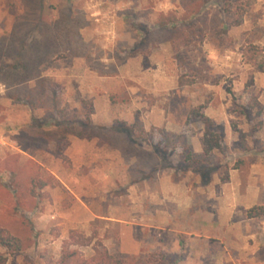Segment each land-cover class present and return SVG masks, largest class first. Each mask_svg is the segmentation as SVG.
Returning a JSON list of instances; mask_svg holds the SVG:
<instances>
[{
	"label": "rangeland",
	"instance_id": "1",
	"mask_svg": "<svg viewBox=\"0 0 264 264\" xmlns=\"http://www.w3.org/2000/svg\"><path fill=\"white\" fill-rule=\"evenodd\" d=\"M68 29L77 38L62 37ZM44 35L59 39L44 43ZM19 58L28 68H13ZM258 66L264 0H0V229L23 244L15 254L0 247L4 264H59L71 230L92 237L88 246L71 247L85 258L95 241L127 264L177 257L159 248L120 252V224L141 221L159 203L174 205L175 196L159 198L163 177L194 189L196 178L204 184L199 171L209 169L210 182L231 168L245 170L255 155L264 158ZM36 74L39 85L26 80ZM50 90L63 115L104 127L137 120L149 143L121 135L47 140L52 126L36 128L32 118L49 119ZM194 108L219 136L220 149L205 158L195 156L205 128L190 114ZM186 155L205 170L181 171ZM35 175L46 182L37 197L30 194ZM85 206L122 222L84 223Z\"/></svg>",
	"mask_w": 264,
	"mask_h": 264
},
{
	"label": "crops",
	"instance_id": "2",
	"mask_svg": "<svg viewBox=\"0 0 264 264\" xmlns=\"http://www.w3.org/2000/svg\"><path fill=\"white\" fill-rule=\"evenodd\" d=\"M245 167L214 174L201 185L196 178L194 189L163 177L159 198L175 196L174 205L167 208L159 203L145 208L141 221L120 224L118 250L134 254L159 248L175 256L186 253L179 264H264V215L247 216L252 207L264 206L263 156L255 155ZM86 212L84 223L93 218L122 222L96 215L85 206Z\"/></svg>",
	"mask_w": 264,
	"mask_h": 264
},
{
	"label": "trees",
	"instance_id": "3",
	"mask_svg": "<svg viewBox=\"0 0 264 264\" xmlns=\"http://www.w3.org/2000/svg\"><path fill=\"white\" fill-rule=\"evenodd\" d=\"M62 34H63L62 37L68 36L74 39L77 38L76 31L72 29L65 30V32ZM44 36L46 37L44 43L49 42L52 44L55 43L54 40L59 39L58 36H54V35H50V36L44 35ZM42 43H40L39 46H42ZM39 46L37 45V47ZM22 63L23 62L20 58L17 59V61L13 65V68H22V69L28 68V66ZM257 71L264 73V67L258 66ZM39 78H40L39 74H36L26 80L29 81L35 79L36 85L37 83L39 85V83L41 82V79ZM186 84L188 83L182 81L181 78L179 79V85H186ZM32 90H35V87L31 90L29 89L30 92ZM21 93H18V95H20ZM56 96L57 93L54 90H50V98H51L50 100L52 101V104H51V110L48 111L49 119L43 118L39 120L34 117L32 118V125L35 126L36 128H43L44 126L47 125H49L50 127L52 126L53 128L52 130L48 132H44L47 140H59V138H63L65 136L71 135L81 139L90 140L92 138H98L101 141H105L106 139H104L105 137L103 136L121 135L124 136L126 140L131 144L136 145L139 142L149 143L150 132L146 131L137 120L132 125H125L123 123H118L117 125H112L110 127L95 126L89 117L82 120V119H77L73 115H66V114L63 115V112L57 109ZM17 100L21 101L23 99L17 98ZM59 113H62L63 116L59 117ZM190 114L196 118H199L203 122L205 128L204 137L201 140L202 151L199 155H195V156H199V157L202 156L204 158L208 157L213 150L220 149V144L218 141L219 136L211 129L212 128L211 120L205 117L202 113H200L198 111V108L192 109L190 111ZM98 131L101 132L98 133ZM158 131L163 133V130L161 129ZM163 136H165L164 138L166 142L170 141L169 135L167 136L163 135ZM177 138L178 136H173L171 138V142H173ZM183 149L184 150L188 149V146L184 145ZM148 154L151 158L156 157L154 152L152 153L148 152ZM191 155L188 156L186 155V158H184V162L187 161V165L180 166L179 169L181 171H191V170L195 171L202 169L205 170L203 165L204 163L202 162L199 163L197 161L195 162L194 160H192L191 163L189 162ZM163 159L166 160L165 157H163ZM147 168L148 167H146V169L143 168L142 170L145 171L147 170ZM208 171L209 169H206L205 171H199L200 172L199 174L203 182H208L209 180L210 173ZM148 172H151V168L148 169ZM45 186H46V182L39 179L37 175H35L30 181V194L34 197L39 196L36 193L37 187H39V189H43ZM263 215H264V206H254L247 211L248 217H259ZM91 241H92V237L88 238L75 230H71L68 240L64 241V247L60 256L59 264H127L125 261V257L115 256L113 254H110L100 241H95V243L93 244L92 246L93 254L89 258L82 257L78 254L76 249H71L72 246H77V247L88 246L90 245ZM0 247L4 248L7 252L11 251V254H15L21 251L23 244L21 240H19L14 236H3L2 229H0ZM6 258H7L6 256L0 255V264H4ZM179 260H180V256L166 257L165 255H161L160 264H178Z\"/></svg>",
	"mask_w": 264,
	"mask_h": 264
}]
</instances>
